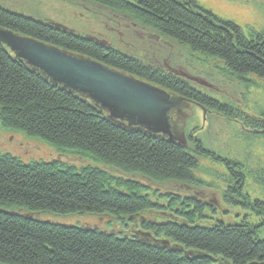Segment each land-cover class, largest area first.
Segmentation results:
<instances>
[{"label":"trees","instance_id":"1","mask_svg":"<svg viewBox=\"0 0 264 264\" xmlns=\"http://www.w3.org/2000/svg\"><path fill=\"white\" fill-rule=\"evenodd\" d=\"M89 1L193 53L223 62L234 78L264 79V38L247 37L242 28L205 10L196 0ZM0 28L99 62L207 112L230 109L175 75L60 26L0 7ZM250 121L255 126L263 124ZM0 124L41 138L63 152L142 174L157 183L197 181L198 156L211 154L196 139L191 140V148L177 135L170 140L128 120L110 118L88 96L52 83L2 43ZM240 177L233 178L235 184L226 191L232 194L230 200L246 208L261 206L260 201H249L243 192L244 177ZM151 191L139 181L100 168L78 170L56 160L25 164L0 155V264H264L260 225L214 221L206 214L208 204L196 198L160 194L167 198L163 205L151 198ZM159 210L168 221L140 219L144 212ZM32 213L114 216L134 234L41 221Z\"/></svg>","mask_w":264,"mask_h":264},{"label":"rangeland","instance_id":"2","mask_svg":"<svg viewBox=\"0 0 264 264\" xmlns=\"http://www.w3.org/2000/svg\"><path fill=\"white\" fill-rule=\"evenodd\" d=\"M196 1L216 16L264 36V0ZM0 7L105 42L125 55L183 79L192 88L230 108L207 112L195 103L181 102L169 112L171 131L180 141L192 148L191 140L196 139L205 150L211 152L198 156L199 167L195 170L197 181L189 184L157 183L142 174L125 173L91 158L63 152L41 138L5 129L1 124L0 155H11L25 164L56 160L78 170L100 168L149 186L152 188L151 198L163 205H166L167 198H161L160 194L193 197L208 204L206 214L214 221L220 220L225 224L246 221L260 225L258 235L260 239L264 238V79L255 75L244 80L234 78L223 62L193 53L189 48L89 0H0ZM171 100L178 101L175 98ZM250 120H261L263 124L255 126ZM214 155L221 160L215 159ZM222 160L237 166H227ZM231 168L237 173L235 176ZM240 175L244 177V194L251 202L260 201L261 206L250 205L246 208L230 200L232 194L226 191L233 187V178H242ZM161 212L163 210L144 212L140 219L168 221ZM32 216L56 224L90 227L125 236L134 234L130 226H124L114 216L53 213H32ZM129 224L134 223L129 221Z\"/></svg>","mask_w":264,"mask_h":264},{"label":"water","instance_id":"3","mask_svg":"<svg viewBox=\"0 0 264 264\" xmlns=\"http://www.w3.org/2000/svg\"><path fill=\"white\" fill-rule=\"evenodd\" d=\"M0 43L20 59L43 72L55 84L88 96L117 120H128L173 138L166 91L120 74L99 62L71 56L59 49L0 28Z\"/></svg>","mask_w":264,"mask_h":264},{"label":"flooded vegetation","instance_id":"4","mask_svg":"<svg viewBox=\"0 0 264 264\" xmlns=\"http://www.w3.org/2000/svg\"><path fill=\"white\" fill-rule=\"evenodd\" d=\"M253 11L255 12V10H254V9H253ZM243 28H244V26H243ZM247 28H248V27H246V28H244V29L247 31Z\"/></svg>","mask_w":264,"mask_h":264}]
</instances>
